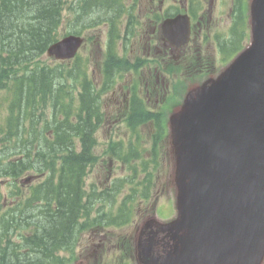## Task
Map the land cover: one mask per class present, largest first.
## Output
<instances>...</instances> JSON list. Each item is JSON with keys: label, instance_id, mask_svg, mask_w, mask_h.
Listing matches in <instances>:
<instances>
[{"label": "water", "instance_id": "obj_1", "mask_svg": "<svg viewBox=\"0 0 264 264\" xmlns=\"http://www.w3.org/2000/svg\"><path fill=\"white\" fill-rule=\"evenodd\" d=\"M67 46L66 43L56 44L49 53L60 58L70 56L71 53L65 51ZM181 142L183 217L177 228L184 224L179 229V240L185 226L193 224L185 239L192 247L191 264L227 261L224 256L228 247L224 238L229 236L228 226L237 223L231 209L235 204L230 208L225 206L220 186L213 180L222 170H234L240 180L237 203L251 196L252 185L245 189L249 182L263 188L264 89L249 86L243 112L221 129L191 106L182 123ZM225 211L226 214H220Z\"/></svg>", "mask_w": 264, "mask_h": 264}, {"label": "trees", "instance_id": "obj_2", "mask_svg": "<svg viewBox=\"0 0 264 264\" xmlns=\"http://www.w3.org/2000/svg\"><path fill=\"white\" fill-rule=\"evenodd\" d=\"M58 4L59 0H6L5 8L0 9L1 29L4 27L5 31V40L0 41V49L5 53L0 56V75L3 78L0 81V87L10 90V86L7 84L9 80L12 82L14 97L10 107V133L18 140L20 148L30 144L52 150L54 146L58 145L62 154H67V147L72 143L71 139L61 140L58 137L53 139L46 137L45 126H43L42 133L36 132L33 127L34 118L31 109H29V106L36 101L37 96L38 100H45L43 91L52 87L61 75V72H57L55 69L39 68L37 64H33L34 60L40 57L49 44L55 40L56 28L60 22ZM92 6L94 12H97L99 8L95 5ZM102 11L106 12V10ZM56 68L63 72L62 65H57ZM17 74L20 75L17 76ZM72 77L80 84H82L83 77L88 78L76 65L72 68ZM86 123L88 126L90 120L86 119ZM56 131L62 136L65 132L64 126H57ZM22 133L23 135L19 137ZM15 145L17 146V144ZM71 162L73 163L74 159ZM5 164L9 166L11 174L19 166V162H14L10 158L6 159ZM53 165L54 163L46 162L44 167ZM65 166L70 165H66V161H64L62 169ZM68 195L67 201H64L63 204L59 202L53 216L43 222L38 221L41 230L35 236L37 241L34 245L37 251H42L41 248L58 241L70 231L71 219L76 215L75 206L77 204L73 197ZM63 197L68 196L63 194ZM22 258L24 256L19 254L11 259L7 257L10 263L20 262Z\"/></svg>", "mask_w": 264, "mask_h": 264}, {"label": "rangeland", "instance_id": "obj_3", "mask_svg": "<svg viewBox=\"0 0 264 264\" xmlns=\"http://www.w3.org/2000/svg\"><path fill=\"white\" fill-rule=\"evenodd\" d=\"M101 12L100 13H96L95 12V14L102 15ZM63 15H64V18L67 17V9L63 11ZM68 19H71V16ZM140 20H141V17H139V21ZM68 26H69V22L67 20H63L62 27H61V31L66 30L68 28ZM98 41L100 42V44L93 47V50H95V52H93V56H96V54L98 52L99 46L102 45V43H103V37L98 36ZM134 51L137 54H141L144 51V49L141 47V43H134ZM46 61H47V58L43 57V62H46ZM166 80H168V77L167 76H166ZM169 80L170 81H173L171 77L169 78ZM108 98H109L108 100L113 101V102L119 104V101L120 100L117 97H115V96H109ZM111 110H115V108H112ZM118 130L119 129H116V131H118ZM97 137H99V140L102 141L104 139V134L103 133H100V135H98ZM91 181H92V177H89L88 178V182H91ZM96 184H97V186H100V183H96Z\"/></svg>", "mask_w": 264, "mask_h": 264}, {"label": "bare ground", "instance_id": "obj_4", "mask_svg": "<svg viewBox=\"0 0 264 264\" xmlns=\"http://www.w3.org/2000/svg\"><path fill=\"white\" fill-rule=\"evenodd\" d=\"M95 6H97V5H95ZM99 9L97 10V12L96 13H100L102 10H106L107 11V9H105V8H101V7H99V6H97ZM105 13V11H102L101 12V14H104Z\"/></svg>", "mask_w": 264, "mask_h": 264}]
</instances>
